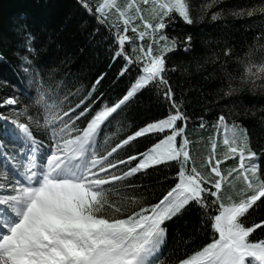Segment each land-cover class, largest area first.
<instances>
[{
	"label": "snow or ice",
	"instance_id": "snow-or-ice-1",
	"mask_svg": "<svg viewBox=\"0 0 264 264\" xmlns=\"http://www.w3.org/2000/svg\"><path fill=\"white\" fill-rule=\"evenodd\" d=\"M77 4L113 45L119 67L111 86L127 84L113 102L97 88L104 75L86 91L69 90L38 63L36 37L20 27L24 99H0V264H264V149L253 148L238 119L249 110L236 111L246 91L264 93V3L211 0L199 10L191 0ZM229 17L248 21L253 42L232 70L230 45L204 60L215 66L207 78L224 85L217 100L229 105L227 115L222 110L210 124L201 116L195 125L214 130L198 162L191 101L177 95L171 74L178 69L169 64L181 46L193 53V37L169 29ZM145 98L161 114L114 139L108 130ZM154 175L156 184L142 182ZM189 214L195 226L169 258L173 226Z\"/></svg>",
	"mask_w": 264,
	"mask_h": 264
},
{
	"label": "trees",
	"instance_id": "trees-1",
	"mask_svg": "<svg viewBox=\"0 0 264 264\" xmlns=\"http://www.w3.org/2000/svg\"><path fill=\"white\" fill-rule=\"evenodd\" d=\"M211 0H191L193 7L210 3ZM230 5L253 3L259 5L264 0H227ZM211 10L209 11V15ZM258 24L257 18H252ZM246 20H233L231 17L225 22L214 24L209 19L194 26L178 21L176 29H169L170 35L191 34L193 53L191 55L181 49L171 54L170 66H176L177 72L172 73L174 85L179 96L182 92L191 101L188 108L192 115L189 122V137L198 143L193 148L197 161L203 159L210 148L208 137L214 130L209 126L205 129L195 127L201 116L210 124L222 110L227 115L228 99L217 100L218 90L224 85L220 79L213 76L215 66L204 64L207 57L218 52L227 44L234 49L232 60L228 64L229 70L236 67V58L243 57L253 42L255 29L247 27ZM26 25L25 31H30L35 37L36 48L40 51L38 63L46 66L47 71L53 72L58 81H63L69 90L80 88L86 91L91 88L96 79L104 75V80L97 88L104 93V99L113 102L122 93L127 84L112 87L119 63L112 62V43L107 32L101 30L96 33V23L87 16L77 0H0V99L5 96H20L21 90L27 87L26 74L22 68V61L18 55L23 51L19 29ZM198 64L203 65L198 68ZM242 71V69H241ZM242 107L236 111L249 110L247 117H238L252 134V146L259 153L264 149V120H261V108H264V93L259 90L253 95L245 92L242 97ZM256 115L252 116L251 112ZM162 109L150 103L145 98L139 105H134L127 114V119L119 125L114 124L108 132L114 139L131 132L137 125L146 120L159 116ZM7 114V113H6ZM2 124V122H0ZM120 129L117 132V129ZM0 139H3L0 137ZM163 178V174H157ZM157 176L145 177L144 184H156ZM195 226V215L189 214L186 220H179L173 226V239L169 242V258L171 250L178 246L179 239ZM182 247V246H181Z\"/></svg>",
	"mask_w": 264,
	"mask_h": 264
},
{
	"label": "rangeland",
	"instance_id": "rangeland-1",
	"mask_svg": "<svg viewBox=\"0 0 264 264\" xmlns=\"http://www.w3.org/2000/svg\"><path fill=\"white\" fill-rule=\"evenodd\" d=\"M18 107H19V105H18Z\"/></svg>",
	"mask_w": 264,
	"mask_h": 264
}]
</instances>
